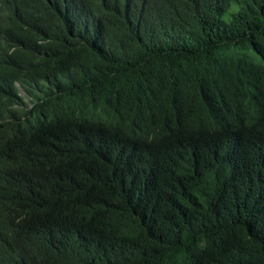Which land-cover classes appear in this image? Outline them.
I'll use <instances>...</instances> for the list:
<instances>
[{
  "label": "trees",
  "instance_id": "16d2710c",
  "mask_svg": "<svg viewBox=\"0 0 264 264\" xmlns=\"http://www.w3.org/2000/svg\"><path fill=\"white\" fill-rule=\"evenodd\" d=\"M145 2L0 0V264H264V0Z\"/></svg>",
  "mask_w": 264,
  "mask_h": 264
},
{
  "label": "clouds",
  "instance_id": "9594fccd",
  "mask_svg": "<svg viewBox=\"0 0 264 264\" xmlns=\"http://www.w3.org/2000/svg\"><path fill=\"white\" fill-rule=\"evenodd\" d=\"M98 7L107 10L110 8L112 11L116 13L124 12L132 7V3L140 4L144 10H146V2L145 0H99ZM114 5V6H110ZM83 26L85 28L86 34L88 37L100 36L103 25L100 17L97 15L90 13L87 14L83 20Z\"/></svg>",
  "mask_w": 264,
  "mask_h": 264
},
{
  "label": "rangeland",
  "instance_id": "374dc122",
  "mask_svg": "<svg viewBox=\"0 0 264 264\" xmlns=\"http://www.w3.org/2000/svg\"><path fill=\"white\" fill-rule=\"evenodd\" d=\"M20 92L23 94L24 92L22 91V89H20ZM28 102H29V100H28Z\"/></svg>",
  "mask_w": 264,
  "mask_h": 264
}]
</instances>
